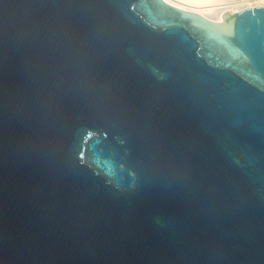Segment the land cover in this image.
I'll list each match as a JSON object with an SVG mask.
<instances>
[{"label":"water","instance_id":"1","mask_svg":"<svg viewBox=\"0 0 264 264\" xmlns=\"http://www.w3.org/2000/svg\"><path fill=\"white\" fill-rule=\"evenodd\" d=\"M0 264H264V5L0 0Z\"/></svg>","mask_w":264,"mask_h":264},{"label":"bare ground","instance_id":"2","mask_svg":"<svg viewBox=\"0 0 264 264\" xmlns=\"http://www.w3.org/2000/svg\"><path fill=\"white\" fill-rule=\"evenodd\" d=\"M186 11L201 14L208 19L219 22L225 15L239 7L264 5V0H165Z\"/></svg>","mask_w":264,"mask_h":264},{"label":"rangeland","instance_id":"3","mask_svg":"<svg viewBox=\"0 0 264 264\" xmlns=\"http://www.w3.org/2000/svg\"><path fill=\"white\" fill-rule=\"evenodd\" d=\"M248 1H259V0H248Z\"/></svg>","mask_w":264,"mask_h":264}]
</instances>
